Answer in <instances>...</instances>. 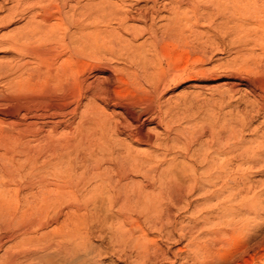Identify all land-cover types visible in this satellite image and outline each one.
I'll return each instance as SVG.
<instances>
[{
	"label": "bare ground",
	"instance_id": "obj_1",
	"mask_svg": "<svg viewBox=\"0 0 264 264\" xmlns=\"http://www.w3.org/2000/svg\"><path fill=\"white\" fill-rule=\"evenodd\" d=\"M164 11L172 18H161ZM16 17L27 24L0 36L8 54L0 60V232L12 221L27 228L0 233V250L36 235L44 248L62 243L66 256L85 250L134 264H264V179H253L264 176V146L242 147L233 125L216 124L215 132V102L199 105L200 94L182 104L166 99L173 85L212 88L220 80L206 67L214 45L223 34L264 26V0H0V28ZM57 18H65L61 33ZM108 18L130 41L142 40L128 44L104 29ZM88 19L92 30L84 32ZM99 40L111 46L93 48ZM244 46L261 57L242 58V70L264 71V30ZM184 53L190 71L180 65ZM232 70L213 85L226 87L215 111L241 109L242 97L233 98L244 91L264 112V79ZM201 108L208 121L199 126ZM234 115L243 127L244 116ZM52 224L70 229L56 239L42 231ZM96 231L112 251L92 243ZM4 254L0 264H22L9 249Z\"/></svg>",
	"mask_w": 264,
	"mask_h": 264
},
{
	"label": "rangeland",
	"instance_id": "obj_2",
	"mask_svg": "<svg viewBox=\"0 0 264 264\" xmlns=\"http://www.w3.org/2000/svg\"><path fill=\"white\" fill-rule=\"evenodd\" d=\"M130 1L129 0H125V3H129ZM160 1H162V0H160ZM164 2L165 1H163V3ZM5 14L6 13H3V15H5ZM171 15L172 14L170 12L164 11V12L161 13V18H170V17L172 18ZM187 15H188V18H190V17H193L194 18V16H192V13L191 12H189ZM108 19H110V18H108ZM111 19H113V18H111ZM111 19L110 20H106V21L100 23V26H103V28L104 29H107L108 31H110V29H111V32H113V33L116 32L117 34L118 33L120 35L122 34L121 37L122 38L125 37L124 40L125 39H126V41L129 40L128 44L129 43L131 44V42H132V44H137L138 42H140L142 40V39H140L137 42L136 41L135 42L130 41V38H129L130 36L122 28L118 27L116 20L113 19L115 21L114 22ZM26 20L28 21V18H19V17L13 18V21H11V23L7 24L5 27L0 28V36H4V35L6 36V35H9L10 33H15L17 31H19V29L21 30L24 27V25L27 24V21ZM64 21H65V18H57L56 20L53 21V22L56 23V28L54 27L55 30H56V32L58 31V33H61V32L64 31V27H65V25L63 24ZM92 21L93 20H91V19L86 20V24L87 25L89 24V25L87 26L88 28L84 32H90L92 30V26H93V23H94V21L93 22ZM108 21H109V23L107 25L106 22H108ZM216 21L217 22H220L221 21V18H217ZM110 22H111L112 25L110 24ZM135 24L136 23H134V22L133 23L131 22V24L129 22L128 25H130V26L133 25L134 26ZM110 25H111V27H109ZM259 25H261V26H259ZM262 25H263L262 23L261 24L260 23H257V26H256V23H254L253 24V27L254 26L255 27L253 28L252 25H251V28H249L251 30H248L247 31V29H246V31L244 30L245 32H242L240 35L234 34L235 36L234 35H231L229 37L223 36L224 35L223 34L222 37H224V38L221 37V39H218L217 40L218 44L216 46L214 45V49H213V52H212V61L206 65L207 68H209V69L212 68V71H213L212 72L213 73L212 76L214 75L213 78H215L217 76H218V78H220V80H218L217 82L214 81V80H212L213 81L212 82L213 85H216V84H219V83L221 84L222 82H224L225 79H226V76H224V75H227L232 69H233L232 70V73H234V71H236V73L237 72H242L243 74H246V75L249 73V77L250 78H253V77L259 78L260 77V79H262V78L264 79V71L263 70L261 72L259 71V72H257L255 74L254 73L255 70H253L254 72H248L246 70H242L243 67L240 66V64H242V61H241L242 58H245V59H248V60L251 61V57L252 58L261 57L260 56V53H261L260 52V49H258L256 47V49L254 51H251L250 52V50H248L246 48V46H244V43H247L248 41L253 40V38H254V36L256 34H261L263 32V30H264V26H262ZM213 28H215V25L213 26ZM117 29H119V30H117ZM256 30H257V33L255 32ZM196 31L197 32H200L199 33L200 35H203V34L205 36L207 35L206 34L207 33L206 32L207 31V27H198V28H196ZM72 32H75L76 35H77L80 31L79 30H76V29H73ZM248 34L250 35V37H249ZM77 36H79V34ZM108 36H110V35H108ZM110 38H111L110 39L111 41H115L113 35ZM239 41H240V43H239ZM241 41H243V42H241ZM101 42L102 41L99 40L96 45H93L94 46L93 48L96 49L97 47L101 46V44H102V46L104 44V47L103 48H105L106 46H111V43H109L110 44L109 45L108 43L106 44L105 42H103V43H101ZM114 47H117L115 43H114ZM236 50H238V51H236ZM6 56H8V54H6L5 52H0V60L5 59ZM186 56L187 55L185 53L182 54V55H180L179 62H180V65L181 66L182 65L183 66L185 65L184 68H186L187 71H190L193 63L191 61H187L186 60ZM186 63H187V65H186ZM119 65L122 66L123 64L120 63ZM238 66H240V67H238ZM235 68H236V70H234ZM238 69H240L242 71H239ZM217 74H219V75H217ZM221 74H222V77L223 78L220 76ZM251 75H254V76L252 77ZM213 85H212V88L210 86H207L208 88L206 86H204L203 88H196L190 82H185V83L179 84L178 86H174L173 85L172 89L167 93L166 99H168L173 104L174 103L173 102L174 101V98H177V102H179V103L182 104V103H184L185 98H188L190 100L191 98H194L195 95H199L200 94L201 96L199 95V98L201 100L199 99V105H200V103H202V101L204 103L207 100L212 101V104H213V102H215V104H213L214 108L212 106V108L214 109V112H213V109H212V119H213L212 120V127H213V124L215 125L214 127H216V124L219 125V123H220V126L227 124L228 127H231V125H233V127L235 129H237L238 132H241L242 133L241 135L245 138L242 141V144H241L242 147H244V148H250V149L256 148V147H259L258 146L259 142H261L260 143V146H264V143H262V142H264V112H258V110H257V103L256 104L254 103V101L256 102V100L253 97L246 95V93L243 91V92H241L242 94H240V93L239 94H236L237 96H235L233 98V102L234 103H237L238 102L237 99L240 100V98L242 97V99H241L240 102H242L243 104L242 103H239V108H241V109H237L238 107L237 108L232 107L230 109L233 110V111H230V109L228 111V108L226 107V109H224L225 108L224 107L222 110H220L221 112H223V111L229 112V115H230L231 112H233V113H231L232 115H230V117L227 115V112L226 113L224 112V114L220 113V111H219L218 108L216 110L219 111V113H217V111H215V108H216V104L219 103V100H217L220 97L219 90L220 91L221 90L223 91L226 87L225 86L224 87L222 86V87H220L219 90H217L216 89L217 87L215 88ZM242 95H244V96H242ZM202 98H204V99H202ZM191 100H194V99H191ZM244 100H245V102H244ZM203 103H202V106H205V105H203ZM251 104H252V106H251ZM248 107H250V108H248ZM202 109L203 108H201L199 111H202L203 113L200 112L199 114H201V116L198 115V117H197V121L199 122L197 124H200L203 121L199 126H201L202 124H205L206 123V120L208 121V117H207L208 115H207V113H204L205 110H202ZM234 112L238 115L237 116L238 119H240L241 116L242 117L244 116L243 117L244 119L243 118L240 119L244 123L243 124L244 125L243 127H240V126H237L236 125L237 124L236 123V121H237L236 119L237 118L236 119L233 118V117H236V115L233 116ZM217 114L218 115L219 114H222L223 115V116H221V119H220V116H219V118H217L218 117ZM223 117L226 119L225 121H222ZM197 124H193L192 125L191 123H187V125H186V123H185L184 126H186L188 129H190V128L192 129ZM199 126L197 125L196 127H199ZM214 127H213V129H214ZM218 129H219V126H217L214 131L217 132ZM262 133H263V135H261ZM121 139H122V137H121ZM246 139H247V141H246ZM138 149H141V150H144V151H147V149L148 150H151V148L148 147V146H146V147H140ZM212 155H213V153H212ZM218 158L220 159L221 156H219ZM180 161H182V160L180 159ZM236 165H237V163L236 162H233L232 165H231V167L233 166V168H235ZM255 178L258 179V180H260V179H264V176H259V175L257 176L256 175L253 179L256 180ZM214 190L215 189L212 188V192H214ZM2 220H3V218L0 219V223L2 222ZM24 222L25 221H23L21 223L20 222L19 223L17 222L18 224H21L22 225V226L21 225L18 226V224L16 222H13L12 221L10 223L11 224L10 226H11V228H12L13 231H16V230L19 231L20 229L24 228L25 225L27 224L26 222H25L26 224H24ZM13 226H14V228H13ZM60 226L61 225L56 226L55 224H52L51 226L48 225V227L46 226L45 228L42 229V231L48 232L51 237H53V236L55 237L56 236L55 238L58 239L59 238V235H61L62 233L67 232L66 230H69L70 229V227H66V226L60 227ZM2 227H3V225H2ZM18 227H20V228H18ZM26 228H27V225H26ZM8 230L9 231H12L10 229H8ZM8 230H6V231L5 230H2V233L1 232L0 233L2 235H4L7 232L9 233ZM4 232H6V233H4ZM39 232H41V230ZM97 234H98V232L97 233H94V235H93L94 237H92V243L94 245H96V246H101V248L103 247L104 249L109 250V252H110V250L112 249V245H111V243L109 241V238H103L101 236H98L99 234L98 235ZM96 235H97L98 238L96 237ZM106 237H108V236H106ZM29 238H31V239H29ZM29 238L21 239V236H20V239L18 238L17 240H12V241L6 242V244L3 247V249L0 250V260H2L1 256H3V254L5 253V250L6 249H9L10 252L16 254L15 256H18L20 259H22L21 260L22 264H134V263H132L131 260H135V258H133V259L127 260V261H125V260L118 261L117 260L118 257H116L115 255H111V254L110 255L103 254L100 257L99 256L96 257V255H94V254L93 255L92 254H88L89 252L88 251L86 252L84 249H83L84 251H82V250L78 251L77 254L75 253L73 255L66 256V255H63V254H65L63 252V250L60 251V247L63 249V246H62L63 244L62 243H59L58 241H52L51 244L52 243L53 244L52 245L50 244V245H51V247L52 246L53 247L55 246V247L54 248L53 247L52 248L49 247V249H48V247L44 248V246H43L44 243H45V241L40 242L41 240L39 241L38 238H36V235H32ZM55 238H54V240H55ZM164 244L167 245V242H164ZM29 253L30 254H33V255L31 256L30 259L27 260L25 258L28 257L26 255H28ZM61 253H62V255H61ZM4 256H5V254H4ZM136 263H140V262H136ZM166 264H171V263H166Z\"/></svg>",
	"mask_w": 264,
	"mask_h": 264
}]
</instances>
